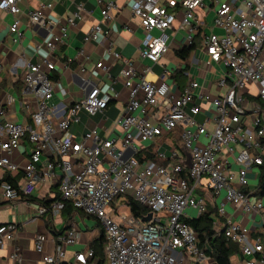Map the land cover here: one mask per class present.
<instances>
[{"label":"built area","instance_id":"2783aa9c","mask_svg":"<svg viewBox=\"0 0 264 264\" xmlns=\"http://www.w3.org/2000/svg\"><path fill=\"white\" fill-rule=\"evenodd\" d=\"M17 2L0 0V11L16 16ZM208 2L214 13L209 26L197 13ZM114 8L113 2L102 5V20L90 29L87 40L104 45L109 31L102 25ZM131 16L142 30L139 59L151 64H158L168 52V30L184 31L187 45L199 36L206 57L204 72L216 66L222 69L213 81L221 93L213 96L193 79L175 90L165 81L166 72L149 81L150 66L138 69L135 60L108 49L121 64L117 81L128 93L126 103L111 126L98 125L74 135L71 128L81 123L83 115L100 116L106 123L108 104L117 94L110 84L101 87L84 78L80 99L69 106L52 104L50 73L56 61L26 63L23 82L35 99L30 123L2 120L6 111L0 99V194L11 203L31 197L40 182L53 181L59 193V199L51 202L53 210L70 204L100 225L106 240L105 264L206 261L196 232L184 220L190 219L187 210L199 217L212 206L216 209L213 232L238 246L242 264H264V195L258 190L259 167L264 165V0H133ZM59 22L58 16L47 18L39 10L29 14V23L47 33L35 46L37 51L52 56L65 36L56 27ZM18 25L14 19L9 29L14 42L21 35ZM94 68L100 81L110 80V66L99 61ZM6 100L13 102L9 95ZM200 113L206 115L203 122L196 120ZM100 130L107 135H100ZM23 140L31 148L20 165L11 161V155ZM160 140L168 141L163 145ZM172 140H177L175 145ZM143 151L155 154L158 162L138 161L136 156ZM18 173L22 181L16 186L4 181ZM221 192L224 196L219 200ZM125 197L148 213L136 218L129 211L121 212L119 204ZM227 206L250 226L237 222ZM45 212L43 207L38 214ZM149 214L150 220L144 222ZM18 228L12 223L0 225V248L16 239ZM79 240L74 226L57 235L53 254H43L42 264H87L91 249L66 260V248ZM46 242L44 236H36L34 250L42 253ZM11 259L21 264L17 253Z\"/></svg>","mask_w":264,"mask_h":264},{"label":"crops","instance_id":"0c3cea01","mask_svg":"<svg viewBox=\"0 0 264 264\" xmlns=\"http://www.w3.org/2000/svg\"><path fill=\"white\" fill-rule=\"evenodd\" d=\"M132 1L18 0L17 6L20 11L16 16L0 11V99L6 111V115L1 117V119L3 120L6 117L7 120L22 125L30 123V116L35 110V99L25 89L23 82L25 64H35L42 59H48L55 60L57 64L55 70L50 73V77L56 76L58 78L56 81L51 79L54 84L52 104L57 105L62 103L69 106L75 100L80 99L82 96L80 86L84 78L91 80L94 84L101 87L110 84L113 91L117 94L116 99L108 104L106 111L108 120L106 123L105 121H101L100 116L87 117L83 115L81 123L71 128V134L76 135L93 129L98 125L102 127L111 126L113 120L121 113L128 93L123 89L122 84L117 81L121 64L106 52L108 49H112L114 53L119 54L123 58L135 60L138 69L150 66V72L146 75L149 81L153 82L157 80L166 72L165 81L172 84L175 90L193 79L211 95H219L221 90L214 87L213 81L221 75L222 69L216 66L211 68L212 72H204L202 66L206 57L201 48L199 36L194 40L196 44L195 49L184 61L175 55V51L187 45L183 40L186 34L182 30L177 32L176 30L167 31L169 35L167 41L169 50L158 64H151L147 60L139 59L142 30L139 27L138 20L131 16ZM107 2H113L115 8L110 13V19L102 25L103 30L109 31V35L104 45H101L87 40V35L90 29L102 20V5ZM49 4L51 8L44 7ZM210 7L211 4L208 2L197 12L198 16L202 18L207 26L211 24L214 17V13L210 11ZM36 10H39L47 18H55L56 16L60 18V22L56 27L59 30L63 29L65 36L64 40L56 46L52 56L43 50L37 51L35 48L47 36L44 28L29 23V14ZM14 19L19 23L18 28L21 34L17 42L13 41L15 36L11 35L9 31ZM203 32L208 34L209 29L205 28ZM212 32L217 35H222L223 33L219 29H213ZM153 34L157 35L156 32H153ZM99 61H103L111 67L110 80L104 78L100 81L94 68L95 64ZM176 74L178 76L176 78L173 77ZM7 95L13 99V102L10 104L6 100ZM197 116H200V119L196 120L203 122L206 115L200 113ZM102 134L107 135L104 130H100V135ZM160 141L165 145L164 142L168 140ZM176 141L172 140L174 145ZM30 148L27 140H23L20 148L12 153L11 161L20 165L24 164L27 160L26 154L30 151ZM140 154L142 158L145 157L141 162L150 160L146 157L148 152L145 153L143 151ZM46 158L51 159V156H46ZM43 160L44 157L42 158ZM156 162H158L157 159ZM55 173L58 175V170H55ZM11 177L15 179L17 174ZM21 181L22 174L21 178L17 180V184L21 183ZM250 185H254L253 178ZM57 193V185L51 180H46L45 182H40L32 196L28 198L20 197L18 200L9 203L0 194V225L12 223L19 227L16 239L0 248V264H18L11 259L13 253L20 255L21 264H42V255H52L54 252L55 237L72 226L80 232V240L76 245L66 248V260L70 259L76 252L91 249L89 244L98 237L101 231L100 225H97L98 222L92 218L99 230L98 234L96 236L83 234L80 230L81 223L79 220L85 216H81L76 211L68 215L63 211L64 209L56 211L51 208V200L56 197ZM124 205L125 201H121L119 207ZM43 207L46 208V212L39 215L38 211ZM226 208L227 212L234 215L237 222L244 224L246 221V225L250 226V224H247L248 221L235 212L231 206H227ZM38 235L44 236L47 239L42 253L36 252L33 248V240ZM233 257L235 258L233 264H242L239 255ZM184 263L188 264V260L184 259ZM200 264L214 263L207 259Z\"/></svg>","mask_w":264,"mask_h":264},{"label":"trees","instance_id":"16d2710c","mask_svg":"<svg viewBox=\"0 0 264 264\" xmlns=\"http://www.w3.org/2000/svg\"><path fill=\"white\" fill-rule=\"evenodd\" d=\"M195 43L182 46L180 49L175 51V55L181 60H186L189 54L195 49ZM174 75L173 77H177ZM50 79L56 81L58 78L50 77ZM147 159H150L153 162H156L155 154L148 152L146 155ZM138 161H143L145 158H142L141 154L136 156ZM260 176L258 181V190L261 195H264V165L259 167ZM21 178V174L18 173L15 179H12L10 175L5 176L4 181L17 185V180ZM59 199V194H56V197L51 200V202ZM125 204L129 209L130 214L136 218H142L148 213V210L143 206L136 203L132 198L125 197ZM68 215L73 211H76L81 216H85L89 219L92 217L87 216L86 214L75 210L70 204L65 205L63 210ZM216 218V209L212 206L207 207L205 212L199 217L186 219L184 223L190 226L197 234V245L200 250L204 253L205 257L211 260L214 264H233L231 258L233 256L239 255L238 246L235 243L228 242L221 235H216L213 232L214 220ZM98 225V223H97ZM96 225V226H97ZM99 227V226H98ZM106 245V240L104 233L101 229L97 238L92 240L89 244L90 248L93 251V256L89 259L88 264H105L106 259L104 255V249Z\"/></svg>","mask_w":264,"mask_h":264},{"label":"rangeland","instance_id":"374dc122","mask_svg":"<svg viewBox=\"0 0 264 264\" xmlns=\"http://www.w3.org/2000/svg\"><path fill=\"white\" fill-rule=\"evenodd\" d=\"M220 70V69H219ZM251 94L256 95V90L254 88L250 89ZM196 119H200V116H197ZM224 196V192H221V195L219 197V200ZM263 204H264V200H263ZM119 210L121 212H128V209L124 206L119 207ZM187 215L189 216V218H196V212L195 211H191V210H187L186 211ZM79 222L80 224V230L83 234H87V235H91V236H96L98 234V229L95 225V221L92 219H87L85 217H82ZM244 225H246V221L244 222ZM61 228H63V226H61ZM84 251V250H83ZM235 262V258H232V263Z\"/></svg>","mask_w":264,"mask_h":264},{"label":"water","instance_id":"95a60500","mask_svg":"<svg viewBox=\"0 0 264 264\" xmlns=\"http://www.w3.org/2000/svg\"><path fill=\"white\" fill-rule=\"evenodd\" d=\"M186 166H189L188 165V162H186ZM151 218V215L149 214L145 219H144V222H148Z\"/></svg>","mask_w":264,"mask_h":264}]
</instances>
